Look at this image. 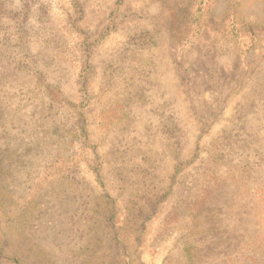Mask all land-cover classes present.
Masks as SVG:
<instances>
[{
  "label": "rangeland",
  "instance_id": "obj_1",
  "mask_svg": "<svg viewBox=\"0 0 264 264\" xmlns=\"http://www.w3.org/2000/svg\"><path fill=\"white\" fill-rule=\"evenodd\" d=\"M0 264H264V0H0Z\"/></svg>",
  "mask_w": 264,
  "mask_h": 264
}]
</instances>
